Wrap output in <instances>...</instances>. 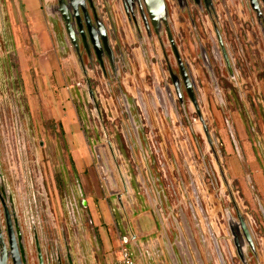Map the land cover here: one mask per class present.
Wrapping results in <instances>:
<instances>
[{"label":"rangeland","instance_id":"rangeland-1","mask_svg":"<svg viewBox=\"0 0 264 264\" xmlns=\"http://www.w3.org/2000/svg\"><path fill=\"white\" fill-rule=\"evenodd\" d=\"M10 1L0 0V119L8 152L6 165L24 190L22 196L29 201L34 215L37 211L44 230L42 234L59 242L60 234L65 232L62 223L67 216L72 217L68 214L71 199H75L79 210L83 209L84 192L81 181L71 172L63 136L46 118L33 86L27 85L23 91L21 83L20 88L17 83L15 68L8 70L9 59L6 58L12 56L4 35V16H7L6 6ZM215 1L218 22L228 33L227 41L231 42L238 59L235 79L225 75L221 67L214 68L215 75H212L201 61L199 46L209 48L211 42L216 43L209 18L196 13L197 10H181L175 0H167L173 40L180 57L191 67L202 94L201 119L212 145L207 143L192 104H185L187 120L176 109L178 101L172 96L168 74L163 77L159 72L161 66L158 70L156 65H162L166 72L160 47L155 43L156 56L149 49L147 58L142 59L135 38L125 28L122 43L115 47L124 52L128 64L125 74L129 84L126 79L123 92L133 114L137 113L144 125L142 132L146 135L147 147H142L141 151L133 144L118 90L123 88L119 80L102 78L100 72L97 77L90 73V78H84L74 61L75 70L70 76L75 90L74 105L93 157V166L85 173V178L91 195L99 187L108 194L105 179L109 192L117 195L111 196L116 199L117 208L118 198L126 197L135 188L143 193L146 190L151 199L149 203L153 204L156 193L153 181L161 185L164 201L170 207L163 218L173 232L168 250L176 252V245L181 247L183 238L186 249L194 256L192 252L195 248L198 250L194 235L197 239L202 236L205 241L199 242L201 251L212 254L213 258L207 261L203 256L206 261L202 264L217 263L213 238L223 241L222 232L226 231L221 215L224 211L233 212L235 202L239 213L246 214L254 228L252 240L258 259L247 263L264 264V220L260 211V208L264 211V41L250 16H242L245 11L240 15L243 5L239 0ZM46 6L47 3L42 8L43 16H48ZM113 11L117 14L115 7ZM164 43L168 54L170 45L165 39ZM172 58L171 55L169 59L175 69ZM85 79L90 82L93 96L86 90ZM212 180L214 186H210ZM212 227L217 229L216 233ZM61 252L64 253V248ZM231 253V264H240L234 258L232 247Z\"/></svg>","mask_w":264,"mask_h":264},{"label":"flooded vegetation","instance_id":"flooded-vegetation-1","mask_svg":"<svg viewBox=\"0 0 264 264\" xmlns=\"http://www.w3.org/2000/svg\"><path fill=\"white\" fill-rule=\"evenodd\" d=\"M162 1L163 12L158 11L153 16L149 15L143 0H49L46 2L47 6L45 7L53 39L59 53L64 58L72 57L84 78L88 77V71L95 77L100 72L102 78H115L123 86L118 90L120 91L126 117L130 123L133 144L141 151L143 150L142 147H147V143H145L147 141L146 135L144 136L142 132L144 125L141 124L138 114H133L130 102L123 92V89H125L124 81L129 78L125 74L128 64H126L124 52L120 48L118 50L115 48L118 47V43H122V38L125 37V28H128L133 39L135 38L142 59L147 58L149 49L156 56L155 43L160 47L166 72L163 71L162 65L158 63L156 65L158 70L161 66L159 72L163 77H165V73L168 74L167 81L170 82L174 93L171 92L172 96L174 101H178L176 109L182 112V117L187 120L186 103H191L196 115L200 114L201 116L200 100L202 94L193 78L191 67L180 57L173 40V26L168 12L167 0ZM175 1L181 10H187L188 12L197 10L196 13L207 16L212 23L216 43L211 42L209 48L199 46L201 61L204 66L210 70L212 75H215L214 68L218 70L221 67L225 75L227 74L235 79L236 61L238 59L235 56L231 42L227 41L228 33L218 22L216 1ZM231 1L234 2L235 0ZM239 3L243 5L240 15L245 11L242 16H250V20L257 26L256 32L264 41V0H239ZM222 4L225 5V2L222 1ZM114 7L117 14L113 11ZM191 7L192 10H190ZM190 13L187 15L191 16ZM226 16H229V13H226ZM164 39L170 45L171 51L168 54L164 50ZM240 52L242 51L240 50ZM171 55L175 69L171 66V60L169 59ZM221 76H223L222 73ZM85 81L86 90L88 91L87 83L90 87V82L87 79ZM177 115L179 118V114ZM204 127L206 128L205 124L202 125L203 132ZM3 132L4 127L0 119V264H52L57 261L65 264V252H61V248L57 244L58 241L54 237H47L42 234L41 231L44 232V230L40 224L37 211L35 210L34 215L29 206V201L22 196L24 190L17 184L16 179L7 167L9 162L8 152ZM206 132H204L205 138L208 145L211 146L212 141L207 128ZM21 153L23 154L22 151ZM153 184L156 193H164V188L161 185H155V181H153ZM214 184L215 181H210V186H214ZM233 205V212L224 211L221 215L222 220H224L222 226L226 231L222 232L223 241H216V237L213 235L215 259L218 264H231L233 262L231 247L235 253L234 258L242 264L234 247V236L231 233V229L235 226L239 227L240 219L245 223L253 247V249L249 248V244L242 236L239 228L243 242L241 243V253L245 264H248L247 261L249 260L256 261L258 259V253L252 240L254 228L247 215L239 213L235 202ZM196 240L198 244L200 241H205L202 236L198 239L196 237ZM168 249V247H165L167 254L171 255ZM179 252L190 258L188 248L179 247ZM192 254L195 256L196 264H202V261L198 259L199 254L196 248ZM203 254L207 261H212V254Z\"/></svg>","mask_w":264,"mask_h":264},{"label":"crops","instance_id":"crops-1","mask_svg":"<svg viewBox=\"0 0 264 264\" xmlns=\"http://www.w3.org/2000/svg\"><path fill=\"white\" fill-rule=\"evenodd\" d=\"M45 3L46 0H12L7 3L4 35L12 56L6 58L9 59L8 70L15 68L17 83L19 88L21 83L23 91L27 85L33 86V93L38 97L46 118L53 122L68 147L71 172L82 183L86 206L79 210L75 199H71L68 214L71 213L72 217L67 216L64 223L59 221L65 232L60 234L57 244L61 249L68 248L73 264H113L119 259L123 247L130 250L136 264H196L191 253L189 258L178 251L179 245H176V252L171 250V255L165 250L171 244L173 232L163 218V213L170 209L163 193H155L152 204L146 190L143 193L140 188H135L117 200L118 208L116 199L102 187L90 194L85 173L93 166V157L74 105L75 90L70 83L75 70L74 60L59 53L49 20L42 13ZM90 73L87 72L89 78ZM145 178L150 180L147 174ZM134 181L138 183L139 179ZM209 219L213 226L214 222L211 217ZM56 229L59 235L58 227ZM212 230L217 231L213 227ZM197 245L198 259L206 261L198 242ZM180 246L186 249L183 238Z\"/></svg>","mask_w":264,"mask_h":264},{"label":"water","instance_id":"water-1","mask_svg":"<svg viewBox=\"0 0 264 264\" xmlns=\"http://www.w3.org/2000/svg\"><path fill=\"white\" fill-rule=\"evenodd\" d=\"M143 2L145 4L146 9H147V11H148L150 16H153L158 11L159 12H163V1L162 0H143ZM156 8H157V10H156ZM87 89L89 91L90 96H93V93H92L88 83H87ZM192 100L194 101V99H192ZM198 117H199V120H200L201 124L204 126V123H203V121L201 119L200 114H198ZM130 122H131V119H130ZM204 132L207 133L205 127H204ZM97 159H98V162L100 163V159H99L98 156H97ZM103 181L105 183V187L107 189L108 195L109 196H113V195L117 196L116 194H113V193L109 192V190L107 188L108 184H107L106 180L103 179ZM118 200H119V198H118ZM81 205L84 208L86 206L85 201H82ZM260 211L262 213L263 220H264V211L261 208H260ZM239 222H240L239 223V227L235 226L233 229H231V233L234 236L233 244H234V247H235V249L237 251L238 257L240 258V261L242 262V264H245L244 257H243V255L241 253V248H242V244L241 243H243L242 242V236L246 239V242L249 244V248L253 249V247H252V242L250 240L251 238H250L249 232H248V230H247V228L245 226V223L243 222L242 219H240ZM239 228L241 230L242 236H241V234L239 232ZM210 237H213V235H210ZM213 241H214V238H213ZM189 242L191 244L193 241L190 239ZM65 258H66V263L65 264H73V260H72L71 256L69 255V250H68L67 247L65 249ZM52 264H62V262L61 261H57L56 263H52Z\"/></svg>","mask_w":264,"mask_h":264},{"label":"built area","instance_id":"built-area-1","mask_svg":"<svg viewBox=\"0 0 264 264\" xmlns=\"http://www.w3.org/2000/svg\"><path fill=\"white\" fill-rule=\"evenodd\" d=\"M75 86L82 87L81 84H75ZM113 264H136V261L133 259L130 250L126 247H123L120 250L119 259Z\"/></svg>","mask_w":264,"mask_h":264},{"label":"trees","instance_id":"trees-1","mask_svg":"<svg viewBox=\"0 0 264 264\" xmlns=\"http://www.w3.org/2000/svg\"><path fill=\"white\" fill-rule=\"evenodd\" d=\"M58 183V182H57Z\"/></svg>","mask_w":264,"mask_h":264}]
</instances>
